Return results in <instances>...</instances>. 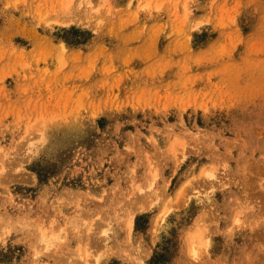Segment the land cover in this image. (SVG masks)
Here are the masks:
<instances>
[{"label": "rangeland", "instance_id": "rangeland-1", "mask_svg": "<svg viewBox=\"0 0 264 264\" xmlns=\"http://www.w3.org/2000/svg\"><path fill=\"white\" fill-rule=\"evenodd\" d=\"M0 264H264V0H0Z\"/></svg>", "mask_w": 264, "mask_h": 264}]
</instances>
